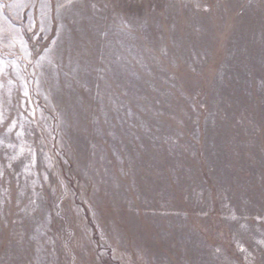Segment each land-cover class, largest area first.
<instances>
[{"label": "rangeland", "instance_id": "1", "mask_svg": "<svg viewBox=\"0 0 264 264\" xmlns=\"http://www.w3.org/2000/svg\"><path fill=\"white\" fill-rule=\"evenodd\" d=\"M0 264H264V0H0Z\"/></svg>", "mask_w": 264, "mask_h": 264}]
</instances>
